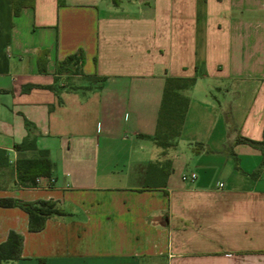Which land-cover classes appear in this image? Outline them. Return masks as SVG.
<instances>
[{"label": "crops", "instance_id": "crops-1", "mask_svg": "<svg viewBox=\"0 0 264 264\" xmlns=\"http://www.w3.org/2000/svg\"><path fill=\"white\" fill-rule=\"evenodd\" d=\"M78 51L82 74H58ZM169 77L195 83L163 150ZM263 137L264 0H0V199L64 212L29 232L0 206V243L23 237L1 264H264ZM39 151L50 176L23 183Z\"/></svg>", "mask_w": 264, "mask_h": 264}, {"label": "trees", "instance_id": "trees-1", "mask_svg": "<svg viewBox=\"0 0 264 264\" xmlns=\"http://www.w3.org/2000/svg\"><path fill=\"white\" fill-rule=\"evenodd\" d=\"M61 3V0H59ZM33 0H13V14L17 15L21 8L25 6L31 7ZM47 52H40L39 54V70L45 71L43 62ZM84 62V55L82 51L67 56L63 61L57 64L56 72L61 74L68 71L70 74H82L81 67ZM195 78H166L162 99L158 111L155 134L152 137L154 144L167 150L174 148L181 133V128L184 123L185 114L189 105V98L186 92L194 85ZM237 142L254 143L246 139H238ZM260 144H264L263 142ZM35 149L34 142L29 144ZM26 147V141L20 145H16V150H21ZM262 166L264 167V149H262ZM51 170V163L47 157L46 151H39V157L32 160H21L16 164V176L23 183L36 185L37 177H49ZM0 206L3 207H19L28 215V231H40L47 218L51 216H63L64 212L57 208L53 202L50 201H36V202H21L19 200L0 199ZM23 245V237L15 232L8 234L7 240L0 243V264L7 261H17L21 257V250Z\"/></svg>", "mask_w": 264, "mask_h": 264}, {"label": "built area", "instance_id": "built-area-1", "mask_svg": "<svg viewBox=\"0 0 264 264\" xmlns=\"http://www.w3.org/2000/svg\"><path fill=\"white\" fill-rule=\"evenodd\" d=\"M195 178H196V175H195L194 173H191V174H189V175H183V176H182V180H183V181H186V180L193 181V180H195ZM219 187H222V185L219 184Z\"/></svg>", "mask_w": 264, "mask_h": 264}, {"label": "rangeland", "instance_id": "rangeland-1", "mask_svg": "<svg viewBox=\"0 0 264 264\" xmlns=\"http://www.w3.org/2000/svg\"><path fill=\"white\" fill-rule=\"evenodd\" d=\"M70 75V74H69ZM72 80V78H65V79H63V82H65L67 85H73L74 84V82L73 81H71ZM12 173H10V171H7L6 172V175L9 177L10 175H11Z\"/></svg>", "mask_w": 264, "mask_h": 264}]
</instances>
